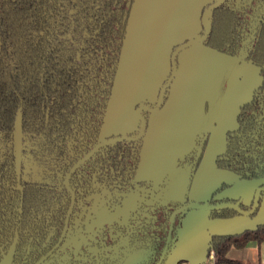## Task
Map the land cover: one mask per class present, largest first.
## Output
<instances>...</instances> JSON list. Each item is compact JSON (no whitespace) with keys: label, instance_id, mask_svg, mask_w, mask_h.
I'll list each match as a JSON object with an SVG mask.
<instances>
[{"label":"trees","instance_id":"obj_1","mask_svg":"<svg viewBox=\"0 0 264 264\" xmlns=\"http://www.w3.org/2000/svg\"><path fill=\"white\" fill-rule=\"evenodd\" d=\"M133 1L123 2L120 13H116V0H97L101 9L96 14L100 17H92L91 28L83 33L94 0H0V134L10 142V161L4 166L9 167L12 179L14 125L19 110L22 161L31 162L27 174L36 172L42 175L41 179L50 181L47 184L32 181L25 186L22 196L26 208L40 198L45 206L48 201L42 191L47 185L59 188L65 172L98 136ZM246 12L245 31L250 32L241 35L242 24L234 23L237 12L229 0L213 8L208 14L209 35L203 43L230 57L221 69L217 84L219 100L210 115L209 127L231 82L239 74L240 63L249 59L260 66L261 85L253 91L252 99L240 107L238 129L227 132L225 150L215 157L217 167L240 178L253 179L264 177V123L260 127L255 119L262 109L257 106L255 113L251 111L253 97L264 92V0L251 3ZM119 16L123 21L116 25ZM229 69L234 73L227 78ZM127 146H122L123 157L119 159L116 145L103 146L75 171L71 181L78 175L90 183L93 172L96 181L113 192H116L113 187L128 185L134 179L141 144L135 143V149L129 146L127 150ZM14 198L15 193L10 191L7 195L10 212ZM1 207L4 205L0 194V210ZM234 213L226 208L211 209L208 217H230ZM250 241L257 244L264 241V222L238 233L212 234L210 250L218 263L244 264L227 253L232 247L243 248Z\"/></svg>","mask_w":264,"mask_h":264},{"label":"flooded vegetation","instance_id":"obj_2","mask_svg":"<svg viewBox=\"0 0 264 264\" xmlns=\"http://www.w3.org/2000/svg\"><path fill=\"white\" fill-rule=\"evenodd\" d=\"M94 1L83 33L91 28L92 17L94 19L100 17L99 14H96V11L98 12L101 8L98 6L97 0ZM125 1L126 0H116V13H120L122 3ZM216 1L217 0H214L213 3ZM224 1L225 0H222L219 4ZM259 1L260 0H229L232 4V8L237 12L238 18L234 19V23L242 24L241 30L243 32H240L241 35L250 32L245 31V25L248 24V13L246 12V8H248L251 3L255 5V3L257 4ZM127 2H129V0H127ZM211 4H208L205 8H208ZM216 6H214V8ZM203 11L204 10H202V14ZM208 14L209 13L206 15L208 33L205 35L206 28L202 27L199 36H205L202 44L212 48L203 43L209 35ZM122 15L123 13L121 16ZM121 16L118 17L116 25H118L119 22L121 24L123 21ZM247 40L248 37L246 38V41ZM244 45H246V42ZM175 47L176 45L173 49H175ZM178 54L174 60L176 71L180 64ZM248 63L257 68L260 80L252 89L249 99L239 105L235 118V126L225 130L223 149L217 152L215 157L225 150L227 132L238 129L237 115L240 107L252 99L253 91L261 85L260 66L252 60H244L240 63L242 67L239 74L237 78L231 82L228 93L224 97L211 127L208 126L210 115L214 112L219 100L217 85L213 98H207L204 101L200 126H198L196 131L192 134L191 139L192 137L193 139L190 141L189 147H186L187 150H184L182 154L175 158L176 173H181L187 169H189L190 173V184L188 189L184 195H180L179 198L177 197L176 201H171L164 196L165 192H167L165 191L166 189H164L166 184L165 177L167 174L158 178L149 177V174L142 177L139 175L138 171L144 138L149 127L150 117L153 114V112L148 111L144 107L155 108L159 105V110L164 107L163 104L167 97L168 99L165 104L168 102L176 79L175 75L171 83L166 85L172 70L170 58L169 73L161 82L154 97L139 101L135 104V109L140 111L141 116L145 120L143 133L138 136L140 130L138 119V123L130 131L104 136L102 127L106 117V107L100 132L98 136L93 138V140L95 139L94 143L86 152L82 151V155L71 164L63 175L59 188L47 185L45 192L42 191L44 193V199L48 201L45 206L42 205V199L40 198L41 200L35 201L34 204L31 205V208H26L24 195L23 200L22 194L25 191L24 188L26 185H29L30 182L36 181L47 184L50 183V181L48 178L41 179L42 175L36 172L27 174L30 167L29 163L31 162L30 160H25V162L22 161V114L18 110L17 114H21L20 168L17 173L14 125L12 151L15 173L12 179H10L11 173L7 171L9 167L7 168V165L4 166L5 163H9L10 161V142H6L5 138L0 134V194L2 195V203L4 205L0 210V261L12 252L9 264H172V253L178 239L182 221L187 213L193 209L192 207H188L190 202L216 205L220 203H236L239 199L217 197L223 189L229 186L226 183H221L214 188L205 201L190 200L189 189L193 177L205 155L212 129L216 126L218 113L222 109L232 87L236 81L241 78V73ZM233 73V69L227 70V78ZM161 88H163L162 91ZM253 98L254 102L251 104L252 113H255L254 108L257 106L262 109L258 117L255 118L261 127L264 123V119L262 118L264 117V92L257 93ZM207 130L209 131L208 134L206 133ZM135 143H140L141 146L134 172V179L128 185L113 187V190L116 191L113 192L104 187V185L101 186L96 181L97 178L93 172H90V183H85L78 175H75L71 181L75 171L79 170L82 164L90 161L94 154L103 146L116 145L119 159V157H123L121 153L124 147L122 146L128 144L127 150L129 146L135 149ZM117 150H113V152ZM182 155L184 157H180ZM75 165V169L71 171ZM1 167L3 168L1 169ZM215 167L218 170L234 174L238 179L246 183V186L249 185L253 188L252 195L248 200L243 201L241 199L240 203H238V207L242 211L252 209L254 205V194L258 188H261L253 212L247 215L254 217L256 212L261 208V199L264 197V177L253 179L246 177L240 178L232 171L217 167L216 165ZM222 184H224V186L220 190H217ZM10 191L15 193L14 205L11 207L12 212L8 211L10 205L7 203V195ZM260 194L261 199H259ZM226 209H231L235 211V213L230 217H216L213 219H230L241 215L240 212L233 208ZM206 212L208 215V211ZM12 246L13 250L11 251ZM177 264H179V261H177Z\"/></svg>","mask_w":264,"mask_h":264},{"label":"crops","instance_id":"obj_3","mask_svg":"<svg viewBox=\"0 0 264 264\" xmlns=\"http://www.w3.org/2000/svg\"><path fill=\"white\" fill-rule=\"evenodd\" d=\"M183 55L180 75L174 81L170 98L162 113L156 115L153 113L146 132L138 169L142 177L147 176L170 152H181L188 146V141L199 124L204 94L206 99L214 96L222 56L203 44L189 47ZM168 65L167 60L160 59L147 69L145 75L139 76L138 70L132 68L128 75L124 71L125 74L118 77L115 106L106 112L102 127L104 136L125 133L136 126L138 123L134 111L136 100L142 97L146 99L154 97L165 78ZM259 80L257 68L248 63L218 113L216 126L212 129L205 155L190 185V200H207L210 192L221 183L229 186L217 197H242L245 201L252 195L251 186H246V183L230 172L216 169L214 157L223 149L225 130L235 126L239 105L249 99L252 89ZM256 218V216L238 215L229 220H217L218 225L214 227L206 211L192 209L182 221L172 253L173 260L190 257L193 251L202 248L207 242L209 231L214 229L229 231L234 229H230L231 226L236 228L250 226L257 220ZM259 219L264 220V214ZM263 244L264 242L257 244L255 241H250L240 249L239 254L231 258L246 264L248 261H253L249 255L252 256L251 253L254 250L256 251L254 260L256 259L257 264H261L259 257ZM229 253L230 250L227 254ZM195 260L197 258L194 257L193 261Z\"/></svg>","mask_w":264,"mask_h":264},{"label":"water","instance_id":"obj_4","mask_svg":"<svg viewBox=\"0 0 264 264\" xmlns=\"http://www.w3.org/2000/svg\"><path fill=\"white\" fill-rule=\"evenodd\" d=\"M213 1L214 0H171L168 7V9H171V12H169V20L167 27H165V25L162 26V21H163L162 11L159 12L154 10V12L152 13L149 12L147 13L148 9L146 7L147 5L146 1H143L142 3H140V0L133 1L130 15L127 21L125 37L120 51L118 67L114 78L110 99L107 105V111L108 109L114 108L115 106L118 77L125 73H127L126 75H128V72L131 71L132 68H134V70H138L139 76L141 74L145 75L147 69L151 67L153 63L158 62L160 59L167 60L169 63V58H170V62L172 64V70L166 85H169L171 83L175 75L176 76L180 75V72L179 74H177L176 72V65L174 64L175 57L180 51V53L178 54V60L181 61L182 58L184 57L183 53L186 49H188L189 47L195 44H202V41L204 40L205 36L202 37L199 36V32L201 28L204 27L206 28L205 35L208 33L206 15L214 8V6L218 5L222 0H217L214 3ZM141 4L143 5L142 11L146 12L147 14L145 13L146 15H144L141 14L140 12L138 17V26L135 27L134 26L135 17L136 14H138V10ZM208 4L211 5L208 8H205ZM202 10H204L203 14H202ZM175 45L176 47L175 49H173ZM213 50L218 52L222 56V60L218 68L217 81H216V85H217L221 76V69L223 65L228 60H230V57L215 49ZM166 71L167 72L165 76L169 73L168 72L169 65ZM162 90L163 88H161V91ZM145 99H146L145 97L139 98L138 100H136L135 103ZM205 100H206V96L204 94L202 101L203 107ZM165 106L166 104L164 105L163 108L159 110H158L159 105H157V107L155 108H149L146 106L144 108L150 112H153L154 115H156L158 113H162ZM134 111L140 123V130L138 134V136H140L143 133L145 127V120L141 116L140 111L138 109H135ZM152 115L149 120V125ZM198 123H199L198 126H200L201 115ZM192 139L190 138L188 142L190 143ZM187 148L184 150H187ZM184 150H182L181 152H173V151L170 152L163 160L160 161V163L153 170H151V172H149V177H157V178L167 174L165 177L166 184L164 188L166 189L165 191L167 192H165L164 196L170 199L171 201H176L177 197L179 198L180 195L181 196L184 195L190 184L189 169L181 173H176V169H175V163H176L175 158L178 155L182 154ZM20 154H21V114L18 113L15 124V155H16L17 173L20 168ZM76 165L71 169V171L75 169ZM260 190L261 188H258L256 190L254 194V205L252 209L248 211H242L238 207V203H240L242 197H240L236 203H220L216 205H207L206 203L199 204V203L190 202L188 207H192L193 209H199L203 211H209L210 209L221 208V207L233 208L236 211L240 212V214L245 217L251 212H253L255 203L258 199V193ZM261 202H264V197L261 199ZM256 219L257 220H255L253 224L250 226H243L242 228H236L234 226H231L230 229L233 228L234 229L229 231H219L215 229L209 231L207 242L202 248L193 251L190 257H182L180 259L173 260L172 264H177V261L186 258H190L192 260L191 264H200L204 262L207 253L211 248L210 237L212 234L238 233L243 231L244 229L254 227L258 223L264 222V220H261L259 218ZM223 220H227V219H223ZM214 227L217 226L215 225ZM12 250H13V246L11 247V251ZM11 253L12 252H10V254L6 255L2 259L0 261V264H9ZM194 257L197 258V260L193 261Z\"/></svg>","mask_w":264,"mask_h":264},{"label":"rangeland","instance_id":"obj_5","mask_svg":"<svg viewBox=\"0 0 264 264\" xmlns=\"http://www.w3.org/2000/svg\"><path fill=\"white\" fill-rule=\"evenodd\" d=\"M143 1H146L147 2V5H146V7H147V9H148V11H147V13L149 12V13H152V12H154V10H156V11H162V13H163V15H162V26H164L165 25V27H167V25H168V20H169V12H171V9H168V7H169V4H170V2H171V0H140V3H142ZM142 9H143V5L141 4L140 5V7H139V10H138V14H136V17H135V21H134V26L135 27H137L138 26V17H139V14H140V12H141V14H144V15H146L147 13L146 12H143L142 11ZM146 13V14H145ZM146 17V16H145ZM165 53V52H164ZM181 62L182 61H180V64H179V68H178V70L176 71L177 72V74H179V72H180V69H181ZM178 77V75L176 76V78ZM176 80V79H175ZM263 206H264V202H261V208L256 212V214H255V216L257 217V218H259L262 214H264V213H262V212H264L263 211ZM219 221V219H213L212 220V225L213 226H215V225H218V221ZM264 242V241H263ZM240 249L241 248H235V247H232L231 249H230V253L229 254H227V256H230V258L231 257H235V255L236 254H239L241 251H240ZM248 252V251H247ZM255 252L256 251H252V256H250L249 255V257L250 258H253V261L251 260L250 262L248 261L246 264H257V262H256V259L254 260V258H255ZM262 256V257H261ZM248 257V258H249ZM258 257V256H257ZM261 257V258H260ZM260 257H259V259H260V263L261 264H264V244L261 246V254H260ZM262 258H263V260H262ZM191 259L190 258H186V259H182V260H180L179 261V264H191Z\"/></svg>","mask_w":264,"mask_h":264},{"label":"built area","instance_id":"obj_6","mask_svg":"<svg viewBox=\"0 0 264 264\" xmlns=\"http://www.w3.org/2000/svg\"><path fill=\"white\" fill-rule=\"evenodd\" d=\"M200 264H222V263L216 262L214 260L212 251L209 250L208 253H207L206 259L204 260V262H202Z\"/></svg>","mask_w":264,"mask_h":264}]
</instances>
